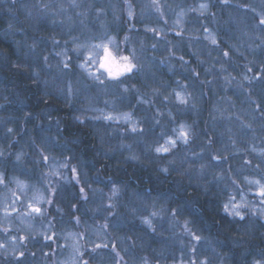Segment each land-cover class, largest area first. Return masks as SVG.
<instances>
[{"label": "rangeland", "instance_id": "1", "mask_svg": "<svg viewBox=\"0 0 264 264\" xmlns=\"http://www.w3.org/2000/svg\"><path fill=\"white\" fill-rule=\"evenodd\" d=\"M212 1L158 0L154 4L153 0H0V34L12 47L10 55H23L31 68L26 69L25 75L34 78L42 89L52 86L56 66L62 67L65 61L72 68L76 67L74 62L81 63L85 65L82 71L94 72L104 80V85H96L86 79L79 86L80 99L74 101L77 109L84 110L73 111V115L80 116L94 131L100 157L109 162L113 159L119 166L127 161L143 163L153 155L159 166L169 169L168 172L173 170L179 176L189 177V181H199L216 164L209 160L202 164L206 158L200 153L205 149L197 146L194 140L192 146L189 142L192 124L183 107L186 103L181 102L187 99L179 76L181 66L188 60L181 53V42L185 43L186 38L189 45L198 43L203 50L217 43L220 31L214 22L223 13L212 11ZM221 2L229 7V27L223 33L227 39L235 40L232 49L247 47L251 50L263 45L264 0ZM223 40L227 47L229 41ZM106 49L112 50L121 63L122 58L128 56L139 71L130 79L121 77L123 83L109 82L104 69L97 72L107 54ZM225 53L228 54V50ZM33 71L37 75H33ZM6 92L0 90V172L5 174L7 185H0V245H3L0 264H190L187 259L181 262V241L185 245L182 249H186L182 253H186L193 264L202 261L207 251L213 255V259H205L207 264L245 261L249 241L244 229L238 232L243 239L233 236V240L229 237L230 242L224 243L236 249L221 251L225 246H214L212 239L202 231L191 228L202 237L201 241H195L183 228L182 232L178 230L177 220L181 221V214L177 209V219L173 220L168 196L154 194L157 195L154 197L143 190L115 184L111 178L102 181L99 173L93 176L92 163L87 161L83 167L84 154L72 145L73 154L79 155L78 161L66 154L67 149L55 144L51 154L44 153L50 156L49 161H42L31 147L32 140L39 142L41 133L37 123L28 124L24 105L14 101V105H7L2 114ZM59 103L61 107L66 106ZM250 113L253 112L244 107L231 114L234 118L231 126L235 133L241 132L236 140L248 141L245 146L251 148L250 153L261 155L264 152L261 142L254 136L259 134L264 139V133L255 126L257 120L249 119ZM109 114L119 119L103 118ZM225 116L232 118L229 114ZM38 124L47 123L39 121ZM259 124L264 127V121L259 120ZM181 125L189 133L187 144L177 138ZM251 126L256 133H245ZM133 127L143 131L133 132ZM22 133L29 137L25 138ZM44 135L54 136L57 144L66 142L54 128L45 129ZM169 138L176 140L175 147L166 143ZM13 142L17 149L8 157L12 154L7 151ZM240 146L244 145H237L235 149L243 150ZM157 147L169 151L157 153ZM18 153H23L20 160L16 159ZM64 163L68 167L60 166ZM73 167L76 173L71 171ZM54 171L60 174L54 175ZM223 171L207 180V185L211 181L224 182L228 186L223 191L225 203L228 197H235L233 203L241 205L239 210L245 218L250 216L257 222L260 218L263 222L260 208L264 207L261 204L264 197L259 196V187L248 181L258 180L264 185V175L247 174L243 177L245 184L236 183L233 187L236 180L230 183L219 178L226 173ZM80 188L84 189L83 193ZM113 188L118 189L115 195ZM241 196L246 203L241 202ZM29 204L41 208L42 214L33 212ZM250 205L256 208L254 214L249 210ZM153 212L158 215L152 217ZM142 217L152 219V226L142 223ZM134 222L138 227L142 225L143 230L136 231ZM149 231L154 233L151 242L157 248L153 249L147 242Z\"/></svg>", "mask_w": 264, "mask_h": 264}, {"label": "trees", "instance_id": "2", "mask_svg": "<svg viewBox=\"0 0 264 264\" xmlns=\"http://www.w3.org/2000/svg\"><path fill=\"white\" fill-rule=\"evenodd\" d=\"M221 1L222 0H213L211 7L212 11L216 10L219 11L220 14L223 13L222 16L214 22L220 31L217 43L214 44V46L205 47V50H203L198 43H196V46L189 45L186 38H184L185 43L181 42V53H183L188 60L185 65L181 66V74L179 76L181 77V87L183 86L182 89L187 99L183 107L185 108L188 121L192 124V137L189 139V142L192 146L194 140L198 144L197 146L200 145L201 148L205 149L204 153H200L202 157L204 155L206 158L202 160V164H204L206 160H209V162L214 161L216 165L212 166L210 172L204 173V176L202 175L199 181L192 179L189 181V177L185 178V176H179L176 172H173V170L165 174L160 171L162 167L159 166V161L156 160L153 155L150 157L151 160H145L143 163L127 161L118 166L113 159L109 162L105 158L98 157L100 156L98 150L90 155L89 148H86L83 143L92 142V144H94L98 141L94 131L86 124L77 125L81 130L75 136H72L75 137L77 143H72L71 145L77 149L78 152L80 151L84 154L83 158L91 157L89 159L93 160V162H90L89 159H87V161L93 164V176H96V174L98 176L99 173V179L102 181L111 178L114 179L113 183L115 184H123L124 187L127 185L129 188H134L136 190L140 189L150 195L170 193L168 196L170 199L169 207L172 210H177L180 205L184 204L183 200H173L171 198V193L176 191L174 183L182 187L187 186L185 195L188 198L199 196L200 201L205 202L204 204L196 203L194 206L200 208L204 213L205 220L208 223L214 222L215 227L211 231H205L203 222L187 212L181 215V222L185 219L195 220L196 225L190 224L189 227L193 230H197L196 226H199L200 231L212 239L214 246L218 247L220 244L225 246V248H220L221 251L236 249V247L234 248L224 243H226V241L227 243L230 242L228 241L229 237L233 240V236H235V238L238 237V239H243V235L238 232L240 229H244L247 232V241H249L248 251L252 252L254 255L258 249L264 248V221H260L259 218L257 222L255 218L250 216L247 218L244 217V219L241 220L240 217L231 215L224 210L225 192L223 191L228 188V186L221 181L219 183H213L211 181L210 185H207V180L216 178L222 169L226 172L224 174L230 173L234 181L236 180V182H238L237 184L240 183L239 185L245 184L243 177L247 174L264 175V152H262L261 155L251 154V148L245 146L248 141L236 140V136L240 135L241 132L238 131L235 133V130L232 129L231 126V121H234L231 114L247 107L248 111L253 112L249 114V119L253 121L257 120L254 123L255 126L264 133V127L261 128L259 124V120L264 121V44L260 45L258 49L253 48L250 50L245 47L234 51L232 46H234L235 40L227 39V37H225L227 35L223 33V31L229 27V7H224ZM219 6H222V8L217 10ZM1 23L2 19H0V25ZM217 25H220V27ZM2 36L3 35L0 34V90L1 92L7 90L5 93L6 95H3L4 101L2 102L6 107L4 108V106H2V114L7 110V105H14V101H17L21 103V105H24L26 109L25 112H27L25 113V119L29 125L34 123L38 124L39 121H44L45 123L50 122V120H46L43 116H38L35 120H29L28 117L39 113L41 110L40 108L31 106L33 104V92L36 90L35 85L38 83L34 78H28L25 75V72H27L26 69H31L30 65L22 58L23 55L22 57L10 55L13 52L12 47L6 38H1ZM223 38L229 41L230 44L227 45L228 48L225 47ZM226 50L229 52L227 55H225ZM166 76L165 74V78ZM145 95L148 97L147 94ZM39 98L45 103H52V101L43 97L42 91L39 94ZM63 108L67 109V106H63ZM190 113L193 114L190 115ZM226 114H229L232 118H227L225 116ZM64 115H67L68 119H71L73 116L71 113L65 112L53 113V116L56 118ZM252 126L249 127L245 133L252 132L255 134L257 130ZM61 127L63 129L64 125L61 124ZM22 134L25 136L24 133ZM232 136H235V138L233 139ZM28 137L29 136H25V138ZM70 137L71 136L67 137L68 141ZM254 137H258L264 151V139H261L259 134ZM61 138L65 140L64 137ZM29 139L31 140V138ZM20 140L22 142V139ZM148 145H150V143ZM237 145H244L240 146L243 150L237 151L235 149ZM181 146L183 147V144H181ZM16 147V142H13L7 151V154L12 153L8 157H12L13 154H15ZM85 149H88V151ZM195 150L198 151V147ZM65 152L70 158L78 161L79 155L73 154L70 150H65ZM213 156H220L222 159L213 160ZM85 163H82L83 167L86 166ZM26 165L30 166V163L26 162ZM224 165L226 166L223 167ZM100 176H102L103 179ZM231 180L232 179H229L230 183ZM98 183H100V180ZM197 185H199L198 188L196 187ZM155 196L157 195H154V197ZM217 201H219V204H217ZM217 212H219V215ZM137 221L141 223L139 218H137ZM178 226V230L181 229L182 232V227L179 224ZM133 228L136 231L143 230V226L140 225L138 227L137 222H134ZM149 232V236L146 237L147 242H150L153 249L154 247L157 248V245L151 242L154 238V233L151 231ZM183 238L184 240L186 239L185 236ZM138 239L143 240L142 237H138ZM182 247H185V245L181 241V262L187 259L190 264H193V260L189 258L186 253H182L183 250H186L184 248L182 249ZM213 253L215 252L213 251ZM207 257L213 259V255L210 251L204 254L202 261H205ZM4 258L8 260L11 259L8 257ZM240 264H245V261Z\"/></svg>", "mask_w": 264, "mask_h": 264}, {"label": "clouds", "instance_id": "3", "mask_svg": "<svg viewBox=\"0 0 264 264\" xmlns=\"http://www.w3.org/2000/svg\"><path fill=\"white\" fill-rule=\"evenodd\" d=\"M76 64L75 68L69 67L65 68L64 64L63 66H56V78L55 82L52 84L51 87H45L41 88L40 84L35 85V91L33 92V104L31 105L34 108H40V112L30 116L29 120H35L38 118V116H43L46 120L50 119V122L47 124H37V129L41 133L40 140L37 142L36 140L31 141V147L34 149V152L41 156V154H44L46 151L51 154L52 146L55 144L57 147L67 149L70 151H74V149L71 148L72 143H76V141H68V136H75L78 132H80V128L77 127V125H83L84 120L80 116L73 115L71 119H68L67 115L60 116L59 118H56L53 116V113H72L73 111H83L84 109H77V105L74 101H78L81 97V89L80 85L86 80L91 79L94 84L96 85H104V80H101L99 77V81H103V84H101L99 81L95 79L97 76L94 72H85L81 69V63L74 62ZM139 69H135L132 73L126 74V78H132L136 72H138ZM91 73V74H90ZM33 75H37L36 73H33ZM39 79V77L37 76ZM106 79L109 82H113L110 78L106 76ZM42 83H44L42 81ZM43 92V97L50 99L52 103L48 104L45 103L43 100L39 98L40 92ZM62 102L64 105H68L67 109L60 106V103ZM43 105V106H42ZM42 106V107H41ZM61 124L64 125L63 129H61ZM55 129L56 133H58L61 137L65 138L64 144H57L56 138L54 136H46L44 135L45 129L52 130ZM88 151V149H85ZM31 159V157H29ZM55 159V157H53ZM161 168L160 171H162ZM165 173V172H163ZM167 174V172L165 173ZM43 175V173H42ZM220 179L222 180H234L233 177H231V174H220ZM246 179V178H245ZM238 182H234L233 187ZM174 187L176 188V191L174 193H171V198L173 200H183L184 204L179 206V212L181 215H183L185 212L191 213L192 216L199 218L200 221L204 224V230L205 231H211L215 224L208 223L205 220L204 213L201 211L200 208L195 207L194 205L196 203L204 204L205 202L200 201L199 196H195L192 198H188L185 193L187 186H179L174 183ZM197 188L199 185L196 186ZM170 193H161L162 197L169 196ZM230 197H228L229 199ZM217 204H219V201H217ZM261 204L264 205V200H261ZM249 210L254 214L256 211V208L253 206H249ZM167 211V209H165ZM261 216L264 218V207L260 208ZM219 215V212H217ZM242 214L243 218H240L241 220L244 219V214ZM173 218V214H172ZM185 221H187V228L192 231L191 227L189 225H196L195 220H189L185 219L182 222L177 220V223L183 228L184 232L188 234V231H185ZM197 227V231H200L199 226ZM190 236V235H189ZM207 237H205V240ZM245 264H264V248L258 249L255 255L252 254L250 251L245 252ZM204 261L198 262V264H203Z\"/></svg>", "mask_w": 264, "mask_h": 264}, {"label": "snow or ice", "instance_id": "4", "mask_svg": "<svg viewBox=\"0 0 264 264\" xmlns=\"http://www.w3.org/2000/svg\"><path fill=\"white\" fill-rule=\"evenodd\" d=\"M153 3L154 4H157L158 3V0H153ZM129 15H131V12H129ZM261 23L264 24V20H262ZM150 31L155 32L156 30L155 29H150ZM106 53L107 54L105 55L104 60L99 64V68L97 69V72L100 69H104L105 72H106V74H107V77L110 78L112 81L118 82V83H123V81L121 80V77H125L126 74L132 73L135 69H137V66L135 64H133V63L130 62V58L128 56H124L122 58L123 63H118L114 58L111 57V53L108 52L107 49H106ZM58 55H60V54L58 53ZM225 55H227V53H225ZM45 60H47L46 57H45ZM63 64H64V67L65 68L71 67V65L69 63H67L66 61ZM81 67H85V65L82 64ZM95 79L97 81H99V76H96ZM99 82L101 84H103V81H99ZM124 91L127 92L128 89L125 88ZM177 96L179 97V94H177ZM165 99H167V98H165ZM181 102L182 103H186V101H183V100ZM103 118L106 119V120L119 119V117H113L111 114H109L107 116H104ZM124 119L127 120L128 117L125 116ZM131 130L133 132L143 131L142 129H137L136 127H133ZM7 131L9 133H11L12 132V129H7ZM173 131L175 132L177 130L174 129ZM188 135H189L188 131H185L184 130V126L181 125L180 126V129L178 131V137L177 138L180 139L183 143L187 144L188 143ZM166 143L171 144L172 147H175L176 146V140L171 139V138H169L166 141ZM155 151L157 153H160V152H168L169 149L168 148H164V147H157L155 149ZM0 155H2V153H0ZM22 155H23V153H18L16 155V159L17 160H20L21 157H22ZM40 159L42 161L47 162V161H49L50 156L49 155H45V154H41ZM133 159H135V157H133ZM212 159L213 160H221L222 157H220V156H213ZM249 163H251V162H249ZM60 166L66 168V167H68V164L67 163H64V164H61ZM71 171L73 173H76V169L74 167L71 168ZM168 171H169V169H167V168L162 169V172H165L166 173ZM53 174L54 175H59L60 173L58 171H54ZM13 179H15V178H13ZM17 183H19V182H17ZM248 183L257 185L259 187V192H258L259 196L260 197H264V185L260 184V181H258V180H256V181H248ZM0 185H4L5 187L7 186L5 184V174L3 172H0ZM79 191L81 193H83L84 192V189L83 188H80ZM117 191H118V189L113 188V195H115ZM234 200H235V197H230L228 203H225L224 204V210L227 211V212H229L231 215H234V216H238L240 218H243L242 217V214H241V212L239 210L241 205L240 204L233 203ZM241 202L242 203H246V201L244 200V197L243 196H241ZM230 205H231V207H230ZM29 207L32 209L33 212H35V213H41L42 214L41 208H39V207H33L31 204H29ZM13 210H15V209H13ZM170 211L172 212V214H173V220L175 221L177 219L176 210H170ZM157 215H158L157 212L151 213V216L152 217H155ZM76 219H77V222H79V218H76ZM141 221H142V223L148 225L149 227L152 226V219H150L149 217H142L141 218ZM185 231H188V234L192 237L193 240H195V241H201L202 240V237L201 236L196 235V233L190 231L187 228V221H185ZM0 247H3V245H0ZM193 251H195V249H193ZM20 255L23 256V253H20ZM203 264H207V261L205 260L203 262Z\"/></svg>", "mask_w": 264, "mask_h": 264}, {"label": "bare ground", "instance_id": "5", "mask_svg": "<svg viewBox=\"0 0 264 264\" xmlns=\"http://www.w3.org/2000/svg\"><path fill=\"white\" fill-rule=\"evenodd\" d=\"M50 100V99H49ZM51 101V100H50ZM67 107H68V105H66ZM65 113H67V112H65ZM72 115H73V112L71 113ZM71 139H73L72 141H76V139H75V137H70ZM70 138H69V141H71L70 140ZM79 142V141H78ZM80 143V142H79ZM98 143L99 142H96V143H94V144H92V142H86V143H83V144H85L84 146L86 147V148H89V153H91L92 152V150L95 152V149H96V151L98 150V147H96V146H98ZM84 146H82V147H84ZM99 154V153H98ZM98 156V155H97ZM98 157H100V156H98ZM89 158H91V157H88V158H83L82 159V161H84L83 163H85L86 161H87V159H89ZM101 158H103V157H101ZM104 159V158H103ZM87 163V162H86Z\"/></svg>", "mask_w": 264, "mask_h": 264}, {"label": "water", "instance_id": "6", "mask_svg": "<svg viewBox=\"0 0 264 264\" xmlns=\"http://www.w3.org/2000/svg\"><path fill=\"white\" fill-rule=\"evenodd\" d=\"M108 52L111 53V57L114 58L118 63H121L119 60H118V56L112 51V50H107Z\"/></svg>", "mask_w": 264, "mask_h": 264}]
</instances>
